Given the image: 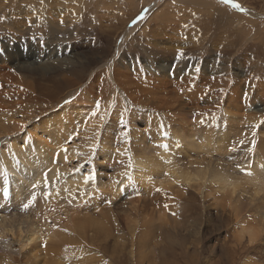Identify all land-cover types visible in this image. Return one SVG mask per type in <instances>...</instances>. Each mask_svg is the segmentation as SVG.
Wrapping results in <instances>:
<instances>
[{
	"label": "rangeland",
	"instance_id": "374dc122",
	"mask_svg": "<svg viewBox=\"0 0 264 264\" xmlns=\"http://www.w3.org/2000/svg\"><path fill=\"white\" fill-rule=\"evenodd\" d=\"M21 1L0 0V126H11L6 120L11 122L14 117L17 122H25L31 115L36 128L41 121L52 129L58 121L54 115L49 116L63 110L60 130L78 134L73 138L75 148L70 147L68 152L83 157L84 163L77 167L79 177L89 175L91 162L84 158L91 152L96 154L93 163L98 171L94 176L98 178L102 172L106 177L101 174L103 178L96 179L98 192L77 203L81 216L99 219V229L92 227L79 235L73 249H63L64 256L44 249L37 257L41 245L49 242L40 241L36 249L27 246L21 250L18 242L9 238V246L0 242V264H264V187H256L252 180L258 172L253 163L258 148L264 158L260 148L264 140V0H208L199 8L181 0L176 1L179 8L174 2L162 6L163 0H60L62 4L59 0ZM234 3L245 10L234 7ZM170 4L174 8L169 12L177 9L170 14L175 23L166 26L160 15ZM160 18L165 26L156 31ZM47 23L51 28L42 29ZM10 105L24 109L18 114L8 108ZM252 107L259 111H251ZM5 109L12 113H3ZM136 110H140L138 120L133 122L144 129V134L135 138L128 129ZM182 112L187 113L184 120L179 119ZM177 120L182 132L173 131L175 124L169 127ZM206 128L217 137L213 146L200 147L202 140L198 137ZM123 134L126 139L121 141ZM144 137L145 142L137 144ZM224 142L225 146L219 147ZM250 142L252 147L248 146ZM145 146L147 155H153L148 156L150 160L140 156V164L126 165L124 170L109 163L124 158L130 148L135 153H128V157L133 159ZM193 146L200 148L194 150ZM206 147L207 152L203 149ZM183 148L188 153L181 151ZM175 150L180 158L185 152L195 159L210 154L217 161L223 159L218 170L234 183L219 181L218 177L213 180L209 167L200 163L172 169L174 164L170 163L179 157L177 154L175 159ZM63 155L53 157L54 165L62 163ZM204 168L207 170L201 172ZM128 171L135 183L126 185L121 195H114L115 181ZM139 179L149 184L145 190L153 189L151 195L143 190ZM6 185L3 182L1 186ZM45 188L50 190L48 184ZM62 201L70 205L68 200ZM24 205L8 212H22ZM109 210L112 219H108ZM44 221L51 224L54 217ZM140 230H144L142 234ZM243 230L259 237L251 243L248 233L241 236ZM67 234L73 235V230Z\"/></svg>",
	"mask_w": 264,
	"mask_h": 264
},
{
	"label": "bare ground",
	"instance_id": "6f19581e",
	"mask_svg": "<svg viewBox=\"0 0 264 264\" xmlns=\"http://www.w3.org/2000/svg\"><path fill=\"white\" fill-rule=\"evenodd\" d=\"M2 1V0H1ZM4 1V0H3ZM21 1V0H20ZM29 1V0H28ZM27 1V3H28ZM38 1V0H37ZM47 1V0H45ZM53 1V0H51ZM60 1V0H59ZM68 1V0H67ZM70 1V0H69ZM73 3L75 2V0H71ZM70 1V2H71ZM92 1V0H91ZM148 0H145V2H147ZM157 1V0H156ZM176 1L180 2V0H163V4L162 6H165L168 4V2H174L175 6H176ZM210 2H214L212 0H209ZM208 0H181L182 2H185L187 4L194 5V7L196 6L197 8H199L200 4H207L209 3ZM14 2V1H13ZM22 2V1H21ZM26 2V1H25ZM30 2V1H29ZM62 4L63 2L60 1ZM15 3V2H14ZM46 3V2H45ZM54 2L50 3L53 4ZM1 4V3H0ZM43 4V3H42ZM47 4V3H46ZM72 4V3H71ZM21 5V4H20ZM29 5V4H27ZM32 5V4H31ZM45 5V4H44ZM54 5V4H53ZM52 5V6H53ZM74 5V4H73ZM179 5V4H177ZM199 5V6H198ZM1 6V5H0ZM6 6V5H5ZM59 6V4L57 5ZM76 6V4H75ZM74 6V7H75ZM9 7V6H8ZM15 7V6H14ZM39 7V6H38ZM37 7V8H38ZM46 7V5H45ZM61 7H65V6H61ZM171 7L174 8V6H172V4L169 5V8H165V10L163 9L162 14L160 15L161 18H164L165 22L167 23L166 26H171L173 25V23H175L174 18H172V16H170L172 11H177V9H173L171 10V12H169L168 9H171ZM177 8H179L178 6H176ZM193 7V6H192ZM3 8V6H2ZM36 8V9H37ZM55 8V7H54ZM155 8H158V6H156ZM154 8V9H155ZM164 8V7H163ZM181 8V7H180ZM213 8V7H212ZM42 9V7L40 8ZM56 9V8H55ZM60 9V8H58ZM64 9V8H63ZM62 9V10H63ZM66 9V8H65ZM64 9V10H65ZM153 9V7L151 8ZM38 10V9H37ZM48 10V9H47ZM47 10H46V14H47ZM71 10V9H70ZM179 10V9H178ZM12 11V10H11ZM10 11V12H11ZM39 11V10H38ZM35 11V12H38ZM52 11V10H51ZM54 11V10H53ZM61 11V10H60ZM68 11V10H67ZM79 11V10H77ZM168 11V12H167ZM13 12V11H12ZM34 12V13H35ZM50 12V10L48 11ZM63 12V11H62ZM65 12V11H64ZM23 13V12H21ZM43 13V12H42ZM55 13V12H54ZM59 13V12H58ZM57 13V14H58ZM86 13V12H85ZM150 13V12H149ZM178 13V12H177ZM180 13V12H179ZM10 14V13H9ZM25 14V13H24ZM27 14V13H26ZM28 14L29 13L28 11ZM33 14V13H32ZM31 14V15H32ZM37 14V13H36ZM50 14V13H49ZM47 14V15H49ZM53 14V12H52ZM65 14V13H63ZM69 14V13H68ZM71 14V13H70ZM70 14L68 16H70ZM75 14V13H74ZM77 14V12H76ZM80 14V13H79ZM17 15V14H16ZM15 15V16H16ZM21 15V14H20ZM19 15V17H20ZM40 15V14H39ZM67 14H65L64 16H66ZM72 15V14H71ZM177 15V14H176ZM230 15V14H229ZM7 16V15H6ZM23 16V14H22ZM45 16V15H44ZM50 16V15H49ZM63 16V15H62ZM17 17V16H16ZM41 16H39L38 18H40ZM52 17V16H51ZM80 17V16H79ZM177 17V16H176ZM179 17V16H178ZM239 17V16H238ZM49 18V17H47ZM63 19V17H60ZM77 19H79L78 17H76ZM75 18V19H76ZM161 18L158 21V24H160V27H156V31L160 30L161 27L165 26L164 23H161ZM27 19V18H26ZM35 19V18H34ZM54 19V15L53 18ZM71 20V18H68ZM13 20V19H12ZM47 20V19H46ZM56 20V19H54ZM74 20V19H73ZM81 20V19H80ZM67 21V20H66ZM78 21V20H77ZM146 21V19H145ZM17 22V21H16ZM21 22V21H20ZM47 22V21H46ZM45 22V23H46ZM49 22V21H48ZM56 22V21H55ZM58 22V21H57ZM68 22V21H67ZM37 23V22H36ZM35 23V24H36ZM42 23V20H41ZM39 23V24H41ZM38 24V23H37ZM54 25V24H52ZM178 25V24H177ZM44 28L42 27V29H48V27L50 26L51 28V23H47L43 25ZM57 26V25H55ZM23 27V26H22ZM20 28V27H19ZM57 28V27H56ZM167 28V27H166ZM165 28V29H166ZM23 30V29H22ZM45 30V31H46ZM172 30H175L174 28H172ZM176 31V30H175ZM162 33V32H161ZM168 36V35H167ZM170 37V36H169ZM164 45V44H163ZM257 45V44H256ZM255 47V46H254ZM173 48V47H172ZM172 58V57H171ZM262 58V57H261ZM172 60V59H171ZM58 69V68H57ZM47 76V75H46ZM54 96V95H53ZM52 97V95H51ZM125 95L122 94V98L124 100ZM55 98V97H54ZM115 99V98H114ZM118 99V98H117ZM120 99V98H119ZM56 100V99H55ZM82 100V99H80ZM118 102V101H117ZM122 102V101H121ZM128 104V106L130 105L131 102H126ZM120 104V103H118ZM126 104V105H127ZM2 106V105H1ZM112 106V105H111ZM6 107L3 105V108ZM11 105L8 107L10 108ZM15 107V104H14ZM43 106H38L37 109H42ZM109 107V106H108ZM107 107V108H108ZM113 107V106H112ZM144 107V106H143ZM13 109V107H11ZM110 108V107H109ZM108 108V109H109ZM129 108V107H128ZM131 108V105H130ZM183 108V107H182ZM24 109L21 106H17L15 109H13V112H18V114L20 113V111ZM111 109V108H110ZM115 109V108H114ZM120 109V108H119ZM113 110V109H112ZM259 111L256 109V107H252L251 111ZM63 110H59L56 111L55 114H51L49 117H51L52 115H54L55 120L57 119L58 122H56L55 126L52 127V129H49L46 125L45 122L40 121L39 125L40 127H37L36 123H32L33 119H31V115L28 116V120H26L25 122H21L23 120L20 121V119L17 122L16 117H14L15 119H13L11 122L9 120H6V123L9 124L11 123V126L7 127H1L3 125H1L0 123V242H4V246H9V238H11L14 241H17L20 249H24L27 246H31L32 249H36L40 244H38V242L40 241H47L49 243H45L43 246L41 245V250L39 249V251L37 252V254L35 256H40L41 254H43V250H46V253H51V254H59L61 256H64V251L68 248L73 249L72 243H75L77 240L76 238L79 235L84 234L85 232H88V230H90L92 227H96L98 228L101 227L100 225V221H98L99 219H97L96 217H92L91 215H86L88 217H84L81 216L80 211L78 208V204L77 203H82L85 200H88L87 196L89 194L98 192L97 187L99 186L96 183V179H100L103 178L102 175H104L102 172H100V176L98 178L95 177V179L93 180H86V176L85 175L83 177H79L80 172L79 171H73V169H76L80 164L84 163L83 162V157L78 156V154H76V152L74 151V153L72 152H68L65 153L63 151L64 147L63 145L68 143L71 141L72 144L70 146H66L65 148H67L68 150L70 149V147H74L76 145V141H73L74 137H77L78 134H72L70 131H61V121L60 119H62V116L60 117L61 113ZM115 111V110H114ZM129 111V110H128ZM140 110H136L134 116H130V122L134 121L136 122L138 120V113ZM225 111V109H224ZM10 112L12 113V111L10 110ZM8 111V109L3 110V113L7 114L10 113ZM113 112V111H112ZM30 113V112H29ZM115 113V112H114ZM128 113V112H127ZM130 113V112H129ZM154 113V112H153ZM161 113V111H160ZM202 113V112H200ZM204 113V112H203ZM14 114V113H13ZM12 114V115H13ZM107 114V113H105ZM117 115V113H115ZM206 114V112H205ZM231 114V113H230ZM10 115V114H9ZM22 115V114H20ZM179 119L180 120H184L186 118L187 113L185 114L184 112H182V114H179ZM202 115V114H201ZM5 116V115H4ZM7 116V115H6ZM5 116V118H6ZM255 116V114H254ZM12 117V116H11ZM114 117V116H113ZM118 117V116H117ZM128 117V116H127ZM188 117V116H187ZM252 117V116H251ZM249 117V118H251ZM8 118V117H7ZM10 118V116H9ZM8 118V119H9ZM115 118V117H114ZM167 117L165 116V119ZM255 118V117H254ZM253 118V119H254ZM259 118V117H258ZM257 118V119H258ZM261 118V117H260ZM53 119V118H52ZM105 119V118H104ZM129 119V118H128ZM1 120V119H0ZM5 120V119H4ZM14 120L16 121L15 123ZM112 120V119H111ZM114 120V119H113ZM117 120V119H116ZM115 120V121H116ZM120 120V119H118ZM124 120V119H121ZM224 120V119H223ZM222 120V121H223ZM227 120V119H225ZM236 120V119H235ZM42 121H45L44 119ZM92 121V120H91ZM129 121V120H128ZM221 121V122H222ZM1 122V121H0ZM98 122V121H97ZM133 122V124H129L128 126L130 127V129H128V131L130 130V132L132 133L133 137H140L141 135H143V130L142 128H139V125H134L135 123ZM242 122V121H241ZM253 122V121H252ZM256 122V121H255ZM254 122V123H255ZM3 123V122H2ZM84 123V122H83ZM91 123V122H90ZM116 123V122H115ZM128 123V122H127ZM226 123V122H225ZM253 123V125H254ZM86 124V123H85ZM89 124V123H88ZM96 124V123H95ZM98 124V123H97ZM117 124V123H116ZM167 124V123H166ZM175 124V129L173 131L176 132H182V129L180 128V122L179 120H177L176 122H171L169 123V127L172 128V126H174ZM223 125V123H221ZM220 124V125H221ZM235 124V123H234ZM5 125V124H4ZM34 127H33V126ZM109 125V124H108ZM124 125V124H122ZM229 125V124H228ZM227 125V126H228ZM87 126V125H86ZM119 126V125H117ZM98 127V125H97ZM104 127V125H103ZM112 127V126H111ZM116 127V125H115ZM113 127V128H115ZM122 127V126H121ZM120 127V128H121ZM168 127V125H167ZM105 128V127H104ZM112 128V129H113ZM117 128V127H116ZM145 128V127H144ZM192 128V126L190 127ZM66 129V128H65ZM108 129V128H107ZM123 129V128H122ZM39 130H42V132H39ZM102 130V129H101ZM105 130V129H104ZM121 129H119L120 131ZM204 130V129H203ZM253 130V129H252ZM93 131V130H92ZM95 131V130H94ZM116 131V130H114ZM123 131V130H122ZM185 131V130H184ZM215 131V130H214ZM220 131V130H219ZM231 131V129H230ZM110 132V131H109ZM92 133V132H91ZM94 133V132H93ZM184 133V132H183ZM182 133V135H183ZM186 133V132H185ZM217 133V132H216ZM220 133V132H219ZM49 135V137H46L45 135ZM95 134V133H94ZM119 134V133H118ZM252 134V133H251ZM93 135V134H92ZM114 135V134H113ZM181 135V136H182ZM185 135V134H184ZM254 135V134H253ZM91 136V135H90ZM118 136V135H117ZM122 136L121 131H120V137ZM178 138L181 140V137ZM188 136V135H187ZM217 137V135L212 134V132L210 131L209 128L205 129L204 133H201L199 135V139L202 140L201 146L197 143L198 146L202 147V145H208V146H213L211 145L212 141L215 139L214 137ZM84 138V135H83ZM86 138V136H85ZM145 138L139 139V142L137 144H143V142H145ZM174 138V137H173ZM196 138V137H195ZM108 139V138H107ZM111 139V138H110ZM126 139V134H123V137L121 139V141ZM186 139H189L188 137H186ZM231 139V138H230ZM255 139V138H254ZM93 140V139H92ZM103 140V139H102ZM113 140V139H112ZM183 140V139H182ZM208 140V141H206ZM223 140V139H222ZM221 140V141H222ZM229 140V139H228ZM98 141V140H97ZM190 141H192V139H190ZM220 141V142H221ZM230 141V140H229ZM251 141V140H250ZM116 142V141H115ZM114 142V143H115ZM129 142V141H128ZM178 142V141H177ZM196 144V141H194ZM198 142V141H197ZM219 142V143H220ZM83 143V142H81ZM88 143V142H87ZM104 143V142H103ZM119 143V142H117ZM121 143V142H120ZM183 143L184 140H183ZM188 143V142H187ZM191 143V142H190ZM224 145H219V147L221 146H225ZM230 143V142H229ZM100 144V143H99ZM105 144V143H104ZM109 144V143H108ZM192 144V143H191ZM190 144V145H191ZM214 144V143H213ZM228 144V143H227ZM251 144V145H250ZM250 144L248 143V146L252 147V142H250ZM122 145V144H121ZM178 144H176V147L179 148V146H177ZM180 145V143H179ZM215 145V144H214ZM78 146V145H77ZM101 146V145H100ZM108 146V145H107ZM119 146V145H118ZM128 146V145H127ZM174 146V145H173ZM218 146V145H217ZM262 146H260V148L264 151V140L262 141ZM90 147V146H89ZM103 147V146H101ZM116 147V146H115ZM113 147L116 151V148ZM187 147V146H186ZM188 147L189 144H188ZM187 147V148H188ZM197 146H193V149L195 150V148H200ZM216 147V146H214ZM213 147V148H214ZM109 148V147H107ZM119 148V147H117ZM120 148L121 149H124ZM130 148V147H129ZM175 148V146H174ZM176 148V150H178ZM206 148H203L204 150H206L205 152L209 151ZM256 148V147H254ZM73 149V148H71ZM104 151V148H102ZM112 149V148H111ZM110 149V150H111ZM128 149V148H126ZM125 149V150H126ZM148 146H145L143 148L140 149V155L136 156L134 155L133 159H129L128 155L129 154H134L135 152L130 148V151L127 150L126 156L122 159H116L110 161L109 163L114 162L113 164L115 166H119L120 169L124 170L125 167H127L126 165L129 166H134V165H138L141 163V157H147L148 160L149 157H153V155H147V150ZM191 149V147H190ZM217 149V147H216ZM216 149H213L215 151H217ZM222 149V148H221ZM227 149V148H226ZM95 150H98V148L95 147ZM119 150V149H118ZM176 150L173 152V155H177L178 153L174 154L176 152ZM183 149H181V151H183ZM193 150V151H194ZM198 150V149H197ZM201 150V149H200ZM228 150V149H227ZM249 150V149H248ZM113 151V152H115ZM185 151V150H184ZM192 152V150H190ZM235 151V150H234ZM241 151V150H240ZM243 151V150H242ZM252 151V149L250 150ZM254 151V149H253ZM106 152V151H105ZM112 152V151H111ZM118 152V151H117ZM188 153V151H185ZM184 152V157L180 158L179 154L177 156H175L178 158L176 160V162L174 163H170L174 164L171 166H174L172 169L176 168L178 169L179 166L180 167H188V166H194L196 167V165H198L200 163L201 167L206 166L209 167L208 169H210L209 171L212 172L211 178L213 180L218 179L220 180H226L229 183H232L231 181H229L228 179L230 178V176H228V174L221 172L218 170V168L223 164V159L217 161V158H214L211 154L208 157H201V158H197V159H201V160H197L195 158H191L188 155H186ZM245 152V150H244ZM116 153V152H115ZM190 153V152H189ZM196 153V152H195ZM202 153V152H200ZM204 153V152H203ZM213 153V152H212ZM234 153V152H233ZM241 153V152H240ZM243 153V152H242ZM241 153V155H242ZM57 154H59V157L61 155H63V159H62V163L60 164L61 167L58 168V166L60 165H54L53 162H55V159L57 158H53L54 156L57 157ZM119 154V153H118ZM207 154V153H206ZM95 153L91 152L88 154V156L84 159H89L91 162V165L88 167L90 172L88 171V174H96L97 173V168L95 167L94 163L95 162ZM117 155V154H116ZM147 155V156H144ZM172 155V156H173ZM181 155V154H180ZM191 155V154H190ZM197 155V154H196ZM202 156L204 154H201ZM239 155V154H238ZM262 155V154H260ZM110 156V155H109ZM149 156V157H148ZM171 156V157H172ZM173 156V157H174ZM192 156V155H191ZM195 156V155H194ZM192 156V157H194ZM228 156V155H227ZM244 155H242L243 157ZM246 156V155H245ZM249 156V155H247ZM62 157V156H61ZM78 157V158H77ZM108 156H106L105 158H107ZM172 157V158H173ZM182 157V156H181ZM230 157V156H229ZM228 157V158H229ZM263 157V156H262ZM73 158V161L71 160ZM237 157H235L234 159H236ZM244 158V157H243ZM59 159V158H58ZM70 160L69 164L66 163V161ZM147 159L145 160V162L147 161ZM153 159V158H152ZM155 159V158H154ZM173 158V160H175ZM248 159V158H247ZM263 159L259 156V148L257 149V154L254 156V161L253 163L256 164L257 168H258V172H256L254 175L256 177H251L253 182H255L256 187H258L260 185V187H264V163H263ZM107 160V159H106ZM156 160V159H155ZM253 160V159H252ZM251 160V161H252ZM64 161V162H63ZM131 161V163H130ZM229 161V160H228ZM242 161V160H241ZM104 162V161H103ZM150 162V161H149ZM152 162V161H151ZM157 162V161H156ZM172 162V161H171ZM240 162V161H239ZM160 163V162H159ZM146 164V163H145ZM168 164V163H167ZM162 165V164H161ZM203 165V166H202ZM150 166V165H149ZM157 166V165H156ZM163 166V165H162ZM231 166V165H230ZM229 166V167H230ZM118 167V168H119ZM141 167V166H140ZM166 166H164L165 168ZM170 168V166H167ZM178 167V168H177ZM198 167V166H197ZM225 167V166H224ZM143 168V167H142ZM234 168V167H233ZM126 169V168H125ZM230 169V168H229ZM228 169V170H229ZM141 170V169H140ZM181 170V168H180ZM204 170L207 169H201L200 171L203 172ZM20 171V173H18ZM130 171V170H129ZM126 174L124 173L122 176H120V179H118V181L115 185H116V189L114 192L115 193L119 192V195H121V193L123 192L124 188L126 187V185L128 186L129 180H128V176H129V172ZM186 171V170H185ZM199 171V172H200ZM126 172V171H125ZM141 172V171H139ZM171 172H175L174 171H170ZM198 172V171H197ZM208 172V171H206ZM205 172V173H206ZM210 172V173H211ZM45 173H47L48 175V182H44V176ZM87 173V172H86ZM172 173V174H173ZM181 173V172H180ZM184 173V172H183ZM192 173V172H191ZM230 173V172H229ZM102 174V175H101ZM132 174V173H130ZM137 174V173H135ZM144 174V173H142ZM179 174V172H178ZM197 174V173H196ZM11 175V176H10ZM56 175L58 176V178L56 177ZM177 176V174H175ZM173 174V176H175ZM186 175V174H184ZM192 175V174H191ZM233 175V173H232ZM52 176V177H51ZM105 176V175H104ZM187 176V175H186ZM189 176V175H188ZM187 176V177H188ZM60 177V178H59ZM106 177V176H105ZM179 177V175H178ZM178 177H174V178H178ZM181 178H184V176H181ZM218 177V178H216ZM52 178V180H51ZM126 179L123 181V179ZM135 179V178H134ZM189 179V178H188ZM191 179V178H190ZM53 180H55L56 182H52ZM136 180V179H135ZM140 180V179H139ZM248 180V179H247ZM51 181V182H50ZM59 181V182H58ZM141 185H143V190H145L146 188L149 187V184H147L146 182H143V180H140ZM190 181V180H188ZM237 181V180H236ZM8 184L6 185V187L1 186L2 183ZM99 182V181H98ZM110 182V181H107ZM139 182V181H138ZM193 182V181H192ZM52 183L54 184V190L52 188ZM161 184H165L163 182H160ZM184 183V182H182ZM234 183V182H233ZM238 183V181L236 182ZM235 183V184H236ZM34 184H37L38 187H33ZM47 184L49 185L50 190L47 192V188H45L47 186ZM110 185V184H109ZM112 185V184H111ZM188 185H190L188 183ZM226 185V184H225ZM68 186V187H67ZM232 186V185H231ZM65 187H67V189H65ZM70 187V188H69ZM112 187V186H111ZM69 188V189H68ZM127 189V188H126ZM262 189V188H261ZM141 190V189H140ZM104 191V190H102ZM110 192V191H109ZM145 192L148 193V195H151L150 193L153 192L152 190H145ZM49 193H51V195H49ZM33 197H35V202L31 203V207H27V208H23L22 212L20 211H10L8 212L10 209L12 208H19V205L23 206L27 201V204H30V200L32 201ZM63 197H65L64 199H66V201L68 200L70 202V205H64V199H62ZM94 196H92L93 198ZM61 198V199H60ZM91 198V199H92ZM73 199V200H72ZM60 200L62 202H60ZM92 200H89V204H91ZM263 202V201H262ZM150 204V203H148ZM145 206V205H144ZM149 206V205H148ZM27 209V210H26ZM90 210V209H89ZM264 210V209H263ZM261 211L262 213V222L264 224V211ZM2 211H7V212H2ZM83 214V213H82ZM100 214V213H99ZM106 215V214H105ZM108 219L111 217V210H109L108 212ZM49 217H54V221L51 222H46L44 220H49ZM112 219V218H110ZM261 222V223H262ZM107 221H105L104 224V228ZM109 223V222H108ZM111 223V222H110ZM102 224V225H103ZM263 224L261 225L263 227ZM108 227V226H107ZM55 228H58L55 230ZM96 228V229H97ZM103 228V227H102ZM42 229V230H41ZM95 229V230H96ZM99 229V228H98ZM101 229V228H100ZM68 230H73V235H75V237H72L73 235H68L67 231ZM245 230V229H244ZM243 230V235H245L246 233L249 234L250 237V242L253 243L256 241V239L259 237L258 233H254V232H250L247 231L244 232ZM106 231V230H105ZM144 231V230H143ZM142 230H140L141 234L143 233ZM149 231V230H148ZM147 231V232H148ZM99 232V231H96ZM133 232V231H132ZM263 232V230H260V234ZM104 232L102 231V234ZM70 234V233H69ZM107 234V233H106ZM88 235V234H87ZM105 235V234H104ZM89 236V235H88ZM108 236V235H107ZM89 238V237H88ZM92 238V237H90ZM105 239V238H104ZM79 241V240H78ZM93 241V239H92ZM95 242V240H94ZM26 249V248H25ZM64 249V251H63ZM140 252V251H139ZM5 253V252H4ZM54 263V262H52ZM60 264V262L58 263Z\"/></svg>",
	"mask_w": 264,
	"mask_h": 264
},
{
	"label": "snow or ice",
	"instance_id": "6c2138e0",
	"mask_svg": "<svg viewBox=\"0 0 264 264\" xmlns=\"http://www.w3.org/2000/svg\"><path fill=\"white\" fill-rule=\"evenodd\" d=\"M228 2L232 3L233 0H228ZM234 7L241 8L242 11L245 10V9L242 8V6L239 3H234ZM141 18H143V17H141ZM179 54L181 56H183V54H184L183 53V50H180ZM98 105H99V101H97V106ZM165 147H166V145H165ZM63 151L65 153H67L68 149L67 148H64ZM58 158H59V154H57V159ZM130 163H131V161H130ZM79 170H80L79 168L73 169L74 172L75 171H79ZM245 171H247V170H245ZM248 174H250V173H248ZM44 179L47 182V179H48L47 173H45ZM93 179H95V176L93 174H91V173L86 177V180H89V181L90 180H93ZM128 180H129V183H135V179H134V177L132 175H129L128 176ZM33 187H38V185L37 184H34ZM160 191H162V189H160ZM49 195H51V193H49ZM32 202H35V197H33L32 201H30V203H32ZM24 207L25 208L29 207V204L24 205Z\"/></svg>",
	"mask_w": 264,
	"mask_h": 264
}]
</instances>
